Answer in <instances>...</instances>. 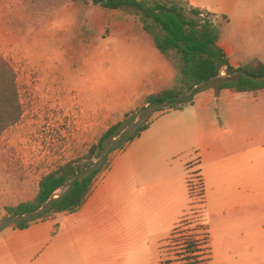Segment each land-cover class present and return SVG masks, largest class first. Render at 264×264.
<instances>
[{"label": "rangeland", "instance_id": "374dc122", "mask_svg": "<svg viewBox=\"0 0 264 264\" xmlns=\"http://www.w3.org/2000/svg\"><path fill=\"white\" fill-rule=\"evenodd\" d=\"M255 1L264 11V0ZM6 19L0 20V56L15 70L22 116L0 136V161L5 163L2 168L7 174L17 176L22 170L29 196L41 176L84 155L112 124L121 122L116 137L106 141L104 149L91 160L78 163L77 177L99 166L106 154L109 165L118 152L107 153L114 140L124 139L148 119L151 123L144 131L145 136L166 127L170 129L166 133L168 140L183 138V142L189 135L195 137L196 120L205 104L210 107V117L227 111L245 113L253 134V179L261 180L264 89L241 95L217 89L216 79H210L193 93L197 105L184 104L181 109L160 113L154 106L143 103V97L159 85L149 83L156 68L143 39L151 42L144 31H134L142 28L132 14L71 0H11ZM258 28V43L250 48H244L247 39L232 38L235 44L232 60L243 62L256 56L264 62V19ZM220 76L235 79L237 73L227 75L221 71ZM225 94L236 97L216 101V96ZM196 169L195 161L189 167L192 184L189 204L177 227L161 243V264H185L188 241H198L199 259L206 264L203 205ZM255 182L250 199L253 213L245 230L232 231L229 243L216 235L213 264H264V188ZM66 188L58 189L55 196ZM241 233L246 238H241Z\"/></svg>", "mask_w": 264, "mask_h": 264}, {"label": "crops", "instance_id": "0c3cea01", "mask_svg": "<svg viewBox=\"0 0 264 264\" xmlns=\"http://www.w3.org/2000/svg\"><path fill=\"white\" fill-rule=\"evenodd\" d=\"M186 1L211 13L215 19L227 18L217 46L233 68L258 58L253 56L242 62L232 60L230 55L235 47L234 36L247 39L244 48L258 43V23L264 19L261 4L255 0ZM10 2L0 0L3 22L7 21ZM150 42L143 39L156 68L149 83L159 85L149 92L152 93L173 81L174 70L151 39ZM241 93L245 92L237 94ZM229 96L236 97L225 94L215 99L223 101ZM209 108L205 104L199 113L195 137L189 135L183 142V138L168 140L166 133L170 129L166 127L146 136L144 130L115 154L77 211L56 213L23 229L15 227L18 217L7 214L4 207L31 199L40 178L29 196L22 170L17 176L7 174L2 168L5 163L0 161V264H161V243L189 204L186 181L189 167L195 161L203 179L213 264L216 235L229 243L232 231L245 230L253 213L250 199L255 181L253 134L245 113L227 111L210 117ZM256 182L264 188V174ZM240 237L246 235L241 233Z\"/></svg>", "mask_w": 264, "mask_h": 264}, {"label": "trees", "instance_id": "16d2710c", "mask_svg": "<svg viewBox=\"0 0 264 264\" xmlns=\"http://www.w3.org/2000/svg\"><path fill=\"white\" fill-rule=\"evenodd\" d=\"M82 4L91 3L105 10L132 14L140 22L142 29L150 37L155 48L169 62L174 70L173 81L143 97V103L154 106L155 111L181 109L185 104H193V93L210 79H216L217 89H231L235 92H250L264 89V62L252 58L233 68L224 52L217 46L225 16L220 21L205 10L191 6L186 0H71ZM204 13V17L200 14ZM227 75L237 73L235 79L221 77V70ZM262 78V79H259ZM22 116V105L12 65L0 56V136L16 124ZM151 123V119L137 125L124 139H115L107 153L124 150L130 142L139 137ZM121 126L118 121L109 126L90 145L87 152L70 159L40 177L35 195L16 205L5 206L7 214L18 217L15 227L23 229L36 220L48 219L56 213L77 211L91 192L96 178L104 173L109 165L108 155H104L100 165L78 176V163L91 160L104 149V143L114 137ZM200 183L203 205L202 229L206 243V264H212L209 224L206 218V201L200 168L196 169ZM191 173L187 176L188 196L191 197ZM63 186L67 188L55 196ZM25 216V217H23ZM175 224L172 231L177 227ZM198 241L186 243L185 264H202L198 252ZM202 261H204L202 259Z\"/></svg>", "mask_w": 264, "mask_h": 264}, {"label": "built area", "instance_id": "2783aa9c", "mask_svg": "<svg viewBox=\"0 0 264 264\" xmlns=\"http://www.w3.org/2000/svg\"><path fill=\"white\" fill-rule=\"evenodd\" d=\"M200 16H201V17H204V13H201Z\"/></svg>", "mask_w": 264, "mask_h": 264}, {"label": "water", "instance_id": "95a60500", "mask_svg": "<svg viewBox=\"0 0 264 264\" xmlns=\"http://www.w3.org/2000/svg\"><path fill=\"white\" fill-rule=\"evenodd\" d=\"M259 79H262V78H259Z\"/></svg>", "mask_w": 264, "mask_h": 264}, {"label": "flooded vegetation", "instance_id": "af4514ba", "mask_svg": "<svg viewBox=\"0 0 264 264\" xmlns=\"http://www.w3.org/2000/svg\"><path fill=\"white\" fill-rule=\"evenodd\" d=\"M198 253H199V252H198ZM198 253H197V254H198Z\"/></svg>", "mask_w": 264, "mask_h": 264}]
</instances>
